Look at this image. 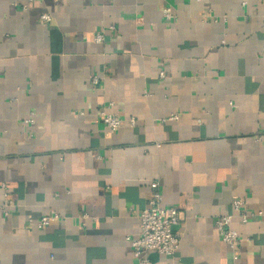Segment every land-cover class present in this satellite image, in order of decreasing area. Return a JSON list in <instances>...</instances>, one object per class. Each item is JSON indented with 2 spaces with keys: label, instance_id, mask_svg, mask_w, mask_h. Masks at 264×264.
<instances>
[{
  "label": "crops",
  "instance_id": "1",
  "mask_svg": "<svg viewBox=\"0 0 264 264\" xmlns=\"http://www.w3.org/2000/svg\"><path fill=\"white\" fill-rule=\"evenodd\" d=\"M153 182L182 239L151 264H264V1L0 0V264H138Z\"/></svg>",
  "mask_w": 264,
  "mask_h": 264
},
{
  "label": "built area",
  "instance_id": "2",
  "mask_svg": "<svg viewBox=\"0 0 264 264\" xmlns=\"http://www.w3.org/2000/svg\"><path fill=\"white\" fill-rule=\"evenodd\" d=\"M163 15L167 21H172L176 17L171 7L163 8ZM51 20L52 17L49 14L41 17V21L47 24ZM111 29L114 30L115 28L111 27ZM103 41V33H98L95 36V42L102 43ZM160 77L165 78V74L162 73ZM100 85V79L94 76L90 81L91 88H98ZM113 107L114 103L107 104L99 110V116L108 130L117 132L121 128L122 121L117 114L112 112ZM179 118L178 114H173L166 121H177ZM26 122L27 124H32L33 118L30 117ZM131 123L132 126L136 124L135 121ZM162 199L160 184L158 182L151 183L148 204L139 214L140 234L136 237L127 238L132 254L137 259L138 264H151L150 254L173 258L180 249L182 235L175 228H178L182 223L181 213L177 208H164ZM232 205L234 212L239 215L243 223H248L253 217L263 216V213L259 211L245 212L243 210L244 201L240 198H234ZM83 217L87 218V215H83ZM61 219L62 217L58 212L50 211L40 218L36 226L39 229H44L59 222ZM232 225L233 215L221 216L216 221V228L222 241L233 249H237L241 244L242 238Z\"/></svg>",
  "mask_w": 264,
  "mask_h": 264
},
{
  "label": "water",
  "instance_id": "3",
  "mask_svg": "<svg viewBox=\"0 0 264 264\" xmlns=\"http://www.w3.org/2000/svg\"><path fill=\"white\" fill-rule=\"evenodd\" d=\"M178 228H175V230H177Z\"/></svg>",
  "mask_w": 264,
  "mask_h": 264
}]
</instances>
